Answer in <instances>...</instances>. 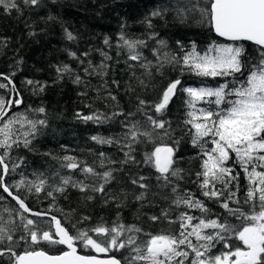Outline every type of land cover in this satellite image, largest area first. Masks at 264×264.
Instances as JSON below:
<instances>
[{
  "label": "trees",
  "instance_id": "16d2710c",
  "mask_svg": "<svg viewBox=\"0 0 264 264\" xmlns=\"http://www.w3.org/2000/svg\"><path fill=\"white\" fill-rule=\"evenodd\" d=\"M16 2L19 10H6L0 6V84L6 85L0 88V97L6 100L20 98L22 103L12 106L15 115L19 113L33 121L45 120L46 124L38 126L39 130L29 137L28 147H24L23 133L29 130V126L14 130L20 137L18 145H13L5 160L9 165L5 183L13 194L24 200L31 210L61 220L73 235L77 230L98 225H134L142 231L125 232L121 239L133 236L137 243H142L148 239L147 234L177 233L180 230L178 217L182 212L197 218L219 217L222 222L226 220L229 224L240 225V220L222 207L224 196L218 201L202 194V177L197 173L202 172L206 157L201 147L192 142L195 129L186 122L191 119L189 113L193 109L188 106L189 97L183 89L216 88L226 83L230 89L234 83L246 78L248 62L254 64L259 60V46L238 43L245 50L242 58L245 59V68L244 75L237 74L235 81L226 76L203 77L187 69L181 72L180 66L167 63L163 54L183 56L191 51L193 44L200 53L213 44H229L216 36L199 12L186 11L183 18L177 15L179 9H190L193 4L205 7L208 0H39L37 5L25 4L23 0ZM154 11L162 15L152 16ZM69 32L75 39L67 38ZM122 35L129 40L145 41V45L138 48L142 60L130 59ZM106 39L108 44H105ZM159 40L166 41L167 47L160 48ZM158 61L163 62V67H159ZM145 64L151 66L145 68ZM65 65L69 71H58ZM77 76L80 77L79 83L76 82ZM177 78L181 85L175 97L166 110L156 112L154 105L160 101L162 92ZM140 101L145 104L141 105ZM40 107L45 108L44 113L37 111ZM196 108L217 112L224 108V104L217 106L205 100L197 102ZM89 115L98 116L100 120L83 119ZM149 117L164 121L165 129H154ZM132 125H136L141 133L136 140L130 135ZM165 131L169 135H165ZM144 132L152 133V138L142 135ZM93 136L110 139L113 143H98ZM201 143L208 149L213 146L210 137H205ZM162 144L174 148L173 168L181 170L178 176L169 175L168 180L152 163L146 162V154ZM3 151L0 149V154ZM66 156L74 157L80 167L67 168V161L63 159ZM84 166L94 168L101 175L83 172ZM227 166L233 168L232 175L239 173L231 191L236 192L240 204L231 200L235 203L230 201V207H242L248 212L249 207L243 204L249 187L246 174L235 163L234 155ZM106 171L112 173L107 183L102 178ZM1 177L2 170L0 225L16 227L13 233L18 241L15 251L42 249L54 255L66 251L62 245L19 241V236L27 235L21 225V213L35 220L41 230H49L53 222L46 217L24 213L20 205L5 193ZM64 178L95 187L104 184V192H82L71 184L64 186ZM40 180L45 181L44 190L37 193L33 187L29 191V186ZM235 183L239 185L238 191ZM141 184L147 187L142 188ZM60 186L65 187L63 193L55 191ZM47 192H52V196ZM141 193L144 198L137 199ZM189 193L210 209L207 215L173 203ZM225 193L228 196V191ZM89 196L93 198L88 199ZM165 211L167 219L162 216ZM152 216L161 218L153 221ZM10 219L14 224L8 223ZM169 220L175 222L169 223ZM197 222L193 221L194 224ZM193 242L197 243L194 239ZM229 243L242 246L234 238ZM77 247L84 255H115L122 261L130 252V249H121L98 254L80 244ZM223 250L222 245L217 244L212 253ZM0 264H12V261L6 255L0 256Z\"/></svg>",
  "mask_w": 264,
  "mask_h": 264
},
{
  "label": "snow or ice",
  "instance_id": "6c2138e0",
  "mask_svg": "<svg viewBox=\"0 0 264 264\" xmlns=\"http://www.w3.org/2000/svg\"><path fill=\"white\" fill-rule=\"evenodd\" d=\"M23 2L37 5L39 0H23ZM0 6L6 10H19L16 0H0ZM186 11L199 12L202 17L207 19L216 34L233 43L213 44L203 53L198 52L193 44L191 51L186 52L183 56L172 55L169 57L167 53H164L165 61L180 66L181 72L187 69L195 72L198 76H226L232 77L235 81L237 74L244 75L245 68V59H242L245 50L241 44L236 42L251 41L261 48L259 60L254 64L248 62L246 78L234 83L230 89L227 83L216 88L188 87L183 89L189 97L188 106L193 109L189 113L191 119L186 122L195 129L192 142L201 147L203 155L206 157L202 163V172L197 173L198 177H202L200 184L203 190L202 194L208 199L219 201L224 196V192L228 191V196L222 203V207L230 215L237 217L240 220V225L229 224L226 220L222 222L219 217L216 219H205L203 216L197 218L189 215L188 212H182L178 217L180 230L177 233L147 234L148 239L137 243V238L133 236L121 239L125 232L139 233L142 231L134 225L128 227L123 224H116L112 227L98 225L87 230H77L73 235L55 216L51 218L54 227L49 230H41L35 220L28 219L21 213V225L27 235L19 236V241H30L32 244L44 242L48 245H62L66 246L67 251H63L59 255H49L42 249L17 253L15 247L18 241L13 236L16 227L9 228L0 225V256H8L12 264H264V0H208L205 7L193 4L190 9H179L177 15L183 18ZM151 15L161 16L162 13L154 11ZM67 38L75 39L70 32L67 33ZM121 39L130 52V59L133 61L142 60V53L138 51V48L145 45V41L129 40L123 35ZM105 44H108L107 39ZM158 44L160 48L167 47L164 40H159ZM71 55L75 56V53H71ZM158 64L159 67H163V62L158 61ZM143 66L149 68L151 65ZM69 70L67 65L63 69H58L61 72ZM87 71L88 69H85V72ZM76 82H80L79 76H77ZM28 83L33 82L28 81ZM180 85L179 78L168 84L162 92L160 101L154 105L156 112L166 110ZM3 87L6 85L0 84V88ZM13 91H15L14 87ZM229 96L234 99H228ZM205 100L211 101L217 106L223 104L228 106L217 112L197 109V102ZM20 103H22L20 98L6 100L4 97H0V119L7 116L6 109H10L13 104L19 105ZM140 104H145V101H140ZM37 111L44 113L45 108L40 107ZM83 119L99 121L100 117L89 115ZM148 119L154 129H165L164 121L154 120L151 117ZM25 123L29 126V130L23 133V144L24 147H28L29 137L39 130L38 126L46 124L45 120L33 121L26 116H14L7 119L0 127V149L4 150L0 154V166H2L3 173L9 171L5 160L13 145H18L20 138L13 129L17 124L23 126ZM130 135L133 140L141 135L136 125L131 126ZM142 135L149 139L152 138L150 132H144ZM165 135H169V133L165 131ZM205 137L211 138L213 146L210 149L205 148L201 143ZM92 139L101 144L113 143L110 139L98 136H93ZM174 151V148L162 144L156 147L153 152L146 154V162L152 163L165 180L169 179V175L178 176L181 171L173 168ZM233 155L235 163L242 168L249 183L246 198L243 201V204L249 207L248 212L243 211L242 207L231 208L228 203V201L235 200L237 205L240 204L236 192L230 190L239 177V173L235 176L232 175L233 168L227 166V162L233 159ZM63 159L67 161L65 166L69 169L80 167L74 157L66 156ZM82 170L94 176L101 175L90 166H84ZM111 177L110 171L102 174L105 183ZM140 179L142 180L143 177ZM217 183L222 186L220 190L216 189ZM69 184L79 188L82 192L89 190L104 192V184L95 187L83 182H73L70 178L62 180V185ZM44 185L45 181L40 180L38 184L30 185L29 191L34 187L35 192L39 193L44 190ZM140 187L146 188L147 186L141 184ZM235 187L238 191V183H235ZM3 188L4 191H9L6 185H3ZM55 191L63 193L65 187H57ZM175 191L176 188L173 187V192ZM46 194L52 196V192ZM92 198L88 197V199ZM143 198L144 193L137 197V199ZM15 199L24 212H31L24 200L19 196H16ZM173 203L177 207L184 205L188 209H197L204 215L210 212V209L202 201L195 199L190 193L185 197H178ZM34 215L43 217L48 214L36 212ZM162 216L167 219L168 213L162 212ZM160 218L152 216L151 220L157 221ZM194 220H198V222L194 224ZM174 222L169 220V223ZM8 223L14 224V221L10 219ZM71 227L75 228V225H71ZM89 233L94 234L96 238H93V235ZM233 238L240 241L242 246L230 244L229 240ZM193 239L197 243H194ZM78 244L85 249H92L98 254H108L113 250L121 249H130V252L123 261L115 255L105 258L98 255H81L78 252ZM217 244H221L224 250L213 254L212 249ZM190 257L191 259H189Z\"/></svg>",
  "mask_w": 264,
  "mask_h": 264
},
{
  "label": "water",
  "instance_id": "95a60500",
  "mask_svg": "<svg viewBox=\"0 0 264 264\" xmlns=\"http://www.w3.org/2000/svg\"><path fill=\"white\" fill-rule=\"evenodd\" d=\"M216 34V33H215ZM216 36L217 37H219L220 39H222V40H225V41H227V42H229V43H233L232 41H229L227 38H225V37H220L218 34H216ZM240 42H247V43H251V44H253V45H256L254 42H251V41H240ZM240 42H236V43H240ZM256 46H258V45H256ZM260 47V46H259ZM176 95V94H175ZM175 95L173 96V98L175 97ZM174 157V156H173ZM5 163H6V161H5ZM8 167H9V165H8ZM7 174H8V172L7 173H3V177H2V182H3V185H5V179H6V177H7ZM4 189V188H3ZM9 189V188H8ZM5 193L8 195V196H10L11 198H13L16 202H17V204H19V202L15 199V197H16V195L15 194H13L12 193V191L9 189V191H5ZM11 193V194H10ZM29 208V207H28ZM22 211H23V209H22ZM24 212V211H23ZM24 213H26L27 215H30V216H35L34 215V213H36V211H33V210H31V212H24ZM36 217H38V216H36ZM43 217H46V218H49V219H51L53 216L52 215H46V216H43ZM53 227H54V222H53ZM65 248H66V246H64ZM78 248V247H77ZM67 249V248H66ZM67 251V250H66ZM78 252H79V248H78ZM79 254H81L80 252H79ZM49 255H54V254H49ZM57 255H59V254H57ZM81 255H84V254H81ZM99 256V255H98ZM101 258H105L106 256H100Z\"/></svg>",
  "mask_w": 264,
  "mask_h": 264
},
{
  "label": "rangeland",
  "instance_id": "374dc122",
  "mask_svg": "<svg viewBox=\"0 0 264 264\" xmlns=\"http://www.w3.org/2000/svg\"><path fill=\"white\" fill-rule=\"evenodd\" d=\"M16 114V113H15ZM15 114H13V115H11V114H9V113H7V116H4L2 119H0V127H2L3 126V124L7 121V119H9V118H11V117H14V116H24V115H22V114H19L18 113V115H15ZM27 125V123H25L23 126H21V125H19V124H17L16 126H15V128L13 129V131L17 128V127H24V126H26ZM1 170H2V166H1V169H0V174H1ZM8 175V174H7ZM2 177H3V170H2ZM2 177H1V180H2ZM6 180V179H5ZM3 183V182H2ZM5 185H6V183H5ZM7 186V185H6Z\"/></svg>",
  "mask_w": 264,
  "mask_h": 264
},
{
  "label": "flooded vegetation",
  "instance_id": "af4514ba",
  "mask_svg": "<svg viewBox=\"0 0 264 264\" xmlns=\"http://www.w3.org/2000/svg\"><path fill=\"white\" fill-rule=\"evenodd\" d=\"M230 98V97H229ZM228 105L227 104H224V108L225 107H227ZM6 112L7 113H9V114H11V115H13V114H15L14 112H13V110H12V107L10 108V109H6ZM220 185V184H219ZM221 185L218 187H216V188H219L218 190H220L221 189ZM232 189V186H231V188H230V190ZM237 196V195H236ZM227 198V193H225L224 192V199H226ZM232 202V201H231ZM228 203H229V206H230V201H228ZM232 203H235L234 201L232 202ZM218 205V204H217ZM221 205H222V203H221ZM230 244H232V243H230Z\"/></svg>",
  "mask_w": 264,
  "mask_h": 264
},
{
  "label": "bare ground",
  "instance_id": "6f19581e",
  "mask_svg": "<svg viewBox=\"0 0 264 264\" xmlns=\"http://www.w3.org/2000/svg\"><path fill=\"white\" fill-rule=\"evenodd\" d=\"M3 77L5 78V76H3ZM7 79L9 80L10 83L12 82V80L10 78H7Z\"/></svg>",
  "mask_w": 264,
  "mask_h": 264
}]
</instances>
